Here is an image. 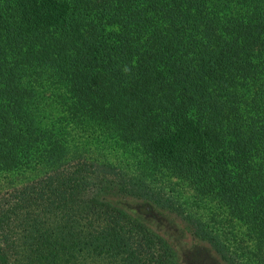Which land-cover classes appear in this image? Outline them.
I'll return each mask as SVG.
<instances>
[{
  "label": "trees",
  "instance_id": "obj_1",
  "mask_svg": "<svg viewBox=\"0 0 264 264\" xmlns=\"http://www.w3.org/2000/svg\"><path fill=\"white\" fill-rule=\"evenodd\" d=\"M157 216L264 264V0H0V264H180Z\"/></svg>",
  "mask_w": 264,
  "mask_h": 264
},
{
  "label": "rangeland",
  "instance_id": "obj_2",
  "mask_svg": "<svg viewBox=\"0 0 264 264\" xmlns=\"http://www.w3.org/2000/svg\"><path fill=\"white\" fill-rule=\"evenodd\" d=\"M136 212L139 211L137 207ZM154 224L159 220L161 229L169 240L179 248L180 264H224L213 257L204 246L195 245L190 233L183 230L184 225L180 221H174L171 217L157 216ZM159 223V222H158Z\"/></svg>",
  "mask_w": 264,
  "mask_h": 264
},
{
  "label": "clouds",
  "instance_id": "obj_3",
  "mask_svg": "<svg viewBox=\"0 0 264 264\" xmlns=\"http://www.w3.org/2000/svg\"><path fill=\"white\" fill-rule=\"evenodd\" d=\"M125 71H127V69H125Z\"/></svg>",
  "mask_w": 264,
  "mask_h": 264
}]
</instances>
